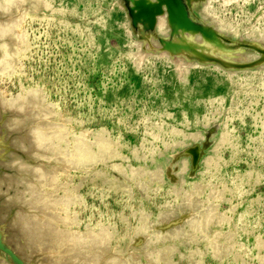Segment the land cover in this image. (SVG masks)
<instances>
[{
    "label": "rangeland",
    "instance_id": "obj_1",
    "mask_svg": "<svg viewBox=\"0 0 264 264\" xmlns=\"http://www.w3.org/2000/svg\"><path fill=\"white\" fill-rule=\"evenodd\" d=\"M40 1L47 3L40 9L32 8L23 23L28 44L27 51L18 55L16 75L0 76L1 97L10 101L21 95L28 97L32 91L41 94L46 105L54 106V112L61 114L56 118L68 123L65 126L72 134L91 131L94 135L101 131L110 142L119 144L123 159L111 164L155 171L168 161L189 158L180 197L171 191L175 184L168 174L163 175V182H153L146 176L151 182L147 193L134 184L109 188L89 171H83L85 166L81 171L74 169L59 176L61 183L73 186L55 196L78 195L79 201L69 207V213L77 216L79 229L101 224L111 232L115 228L119 253L127 256L130 246L138 248L146 242L143 235L134 243L128 237L129 229L136 233L141 213H147L152 233L172 224L185 225L209 207L211 190L215 189L222 195V200H215V209L228 222L215 225L211 234H196L193 243L187 242L188 252H200L189 253L188 257L193 264H264V55L258 48L264 44V0H180L178 5L172 0ZM144 4L151 6L147 9L152 12V21H140L137 13ZM177 6L200 35L209 29L222 32L225 36H221V46L193 56L168 50L174 32L166 26L177 19ZM4 12L7 16V10ZM154 16L160 24V17L167 21L158 27ZM207 24L210 27L205 28ZM11 41H0V57L18 54L16 42ZM39 109L31 105L28 114L38 113ZM40 133V137L45 135ZM205 140H209L207 145ZM196 151H200L198 157L193 154ZM100 167L95 166L91 172ZM105 172L113 175L109 168ZM196 184L207 187L199 197L203 207L183 208V197ZM41 206L36 213L51 212L49 207L44 211ZM167 206L176 217L160 223ZM26 212L20 213L21 220L33 222L28 216L31 213ZM39 214L34 218L38 217L37 221L53 219L52 213L50 219L49 214ZM179 239L185 241V236ZM211 239L228 245L230 251L222 260L212 249L206 250ZM182 253L186 254L187 248ZM164 254L156 251L148 263L158 264V258L159 264L174 263L173 253ZM175 256L178 260V254ZM12 257L10 254L5 258L7 263L15 261ZM109 258L101 261L105 263ZM28 264L36 263L33 260Z\"/></svg>",
    "mask_w": 264,
    "mask_h": 264
},
{
    "label": "bare ground",
    "instance_id": "obj_2",
    "mask_svg": "<svg viewBox=\"0 0 264 264\" xmlns=\"http://www.w3.org/2000/svg\"><path fill=\"white\" fill-rule=\"evenodd\" d=\"M172 1L174 4L178 5L180 0ZM44 2L47 3V1ZM150 2L152 1L149 0L148 3ZM141 3L143 4L144 1ZM45 4H42L40 0L0 1V41L7 42V39H11L16 42L18 46L17 55L8 53L3 58L0 57V65H2L3 68V70H1L0 66V76L16 75L18 55L19 53L21 54L27 51L25 49L26 44H28L24 34L25 32L22 30L23 23L28 18V15L32 13V8L36 9V7H38L40 9V7L42 5L45 6ZM147 6L148 5L144 4L138 9L137 14L142 22H148L153 18L152 12L147 9ZM161 6H159V8L162 9ZM137 7L135 9H137ZM5 10L8 12L7 16L5 14L6 12H4ZM160 11L164 16L162 10ZM176 12L177 13L174 15L177 14L175 16L177 19H172L171 17L174 24L166 26L171 28L172 33L174 32V37L171 39L170 46L168 45L170 48L168 50H173L172 52L174 54L175 52H180L176 53L180 56L186 55V53L189 54L190 52V54L193 53V56L200 53H208L213 48L215 49V46H221L223 43L221 36H225L222 32H218V30L210 32L209 29L200 35V32H195L198 29L190 24L189 21L187 22L186 14H184V11H180L178 6ZM4 15L6 16L5 18ZM164 17H160L159 19L161 24L167 21H165ZM161 18H163L164 21ZM153 20L155 23H158L156 22V16H154ZM140 23L141 22H139V24ZM159 24L160 23H158V27H161ZM154 25L157 26V24ZM205 25L206 24H204V26ZM207 27L210 26L208 25L205 28ZM160 33L163 36L164 33L161 31ZM167 35V32H165V36ZM154 37L155 35L152 38ZM153 42H155V40ZM257 43L259 44L256 45H260V42ZM13 45H15V43H13ZM17 46L15 45V47ZM218 47L216 49H218ZM261 47L258 48L263 56L264 49ZM7 52H9V50H7ZM214 52H216V50ZM4 64L7 66H5L6 68ZM14 65H16V67ZM40 95L41 94L32 91L28 97L24 96L23 98V95H21L22 97L18 95L19 98H13V100L10 101L4 100L0 95V127L2 128L0 130L2 131V136L0 135V264H9L5 258L10 254H13L12 258H15V261H9L11 264H28L33 260H35L36 264H145L144 261H147V263L152 261L156 251L162 253V256L165 255L164 253H173L172 262L174 263L172 264H193L192 259L188 257L190 256L189 253H199L200 250L193 249L188 252L189 246L187 242L191 243L193 239H196L198 237L196 234H211L215 232V225L220 226L228 222V218L218 213L216 210L217 208L215 205L217 204H214V202L219 198L222 200V195L216 192L215 189L214 191L211 190L212 193L208 201L209 207L197 217H191L185 224L187 226L186 228L185 225L176 227L172 224L169 227H165L166 229L163 231L152 233V223L148 220L147 213L141 211L143 213H141L142 219L137 227L138 229L136 233L131 232L129 229L128 237L130 238V242L134 243L138 241L136 237L143 235L146 238V242L138 248L132 246H130L129 249L127 248L130 253V255L127 256L125 253H119V248L116 244L117 240L115 238L116 235L114 236L113 233L115 228L111 232L108 227L101 224L95 228L85 225L83 231L79 229L77 216L71 217L69 213V207L75 204L77 205L79 201L78 198H76L78 196L76 193L75 195L74 192H71L69 189V193H73L75 196L72 194L64 197L62 195V197L59 198L55 196L56 193L58 195V191H68V187L73 186L68 182L66 184L61 183L58 177L74 169L81 171V167L85 166L87 168L83 171H89L91 175L93 174L94 178L102 182L101 184L109 188L117 189L126 184H134L145 193L151 190V182L146 176L149 175L153 182H163V175L168 174L175 184L171 191L175 196L180 197L181 194L179 195V192H181L180 190L184 186L183 182L189 172V158L186 157L179 158L176 161H168L166 165H161L155 171H147L144 168H133L130 166L125 168L121 163L111 164L115 159H123L119 144L110 142V140H108L109 138L106 139L101 131L98 134L96 133L97 135H91V131L90 133L86 131L81 132L78 135L72 134L70 129L68 130L65 126V124L68 123L56 118L58 115L54 112V106L51 108L48 106L50 104L46 105L43 100L44 98ZM31 105L34 108H40L39 111L37 110L38 113H31V109V112L28 114V108H31ZM59 116H61V114ZM70 122L71 120H69V123ZM35 128L38 131L35 130ZM40 132H44L45 135L40 137ZM24 137L28 138L27 144L26 140H24L26 142L23 143ZM208 141L209 140L204 141L206 145ZM199 152L196 151L193 154L198 157ZM97 165H101L100 169L91 172ZM196 166L197 163L195 162L193 168ZM106 168L112 171V176H108L110 173L108 174L105 172ZM39 174L40 177L38 176ZM181 184L183 185L182 188ZM193 187L190 192H187L186 195L184 194L185 196L183 197V208L189 210L191 207H198L200 202L201 205L203 204L204 201L202 202L199 197L202 195L201 193L203 190L207 188L202 184H196ZM73 188L75 187H72V189ZM77 191L78 190H76V192ZM66 193L68 192H65V194ZM52 196H55V198H52ZM12 202L14 206L11 207L10 203ZM41 205H43V208H50L48 210L51 211L50 213H52L53 216L49 211H46V214L41 211L42 215L45 214L47 216V214H49L47 219L53 217V219H50V222L37 221L38 217L34 219L37 214H39V212L36 213L35 210L37 211ZM201 205L200 208L203 207H201ZM43 208L42 210H44ZM26 211L31 213V215L28 216H30V218L32 216L33 219L31 220H34L33 222L21 220L19 216L21 215L20 213ZM23 214L24 213H22V215ZM175 215V211H173L170 206H167L163 216H160L159 222H165V220L171 218L175 219ZM49 216L50 218H48ZM13 232L14 234H12ZM184 236L185 241H181L179 238ZM219 242L220 239L214 241L213 239L209 240V246L206 247V250L212 249L215 253V257L222 260L230 249L228 245L225 246ZM183 248H187L186 254L182 253ZM175 254H178V260H175L177 259L175 258L177 257ZM106 256H111V259L109 258L110 260L107 261V258V262L103 263L101 259H104ZM29 260L30 262H28ZM159 263L160 258H158V264ZM194 264H202V262L197 261Z\"/></svg>",
    "mask_w": 264,
    "mask_h": 264
}]
</instances>
